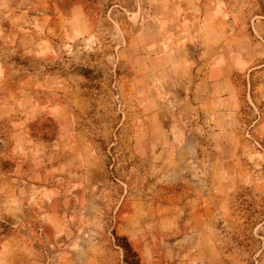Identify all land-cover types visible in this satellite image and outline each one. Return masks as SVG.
<instances>
[{
    "label": "rangeland",
    "instance_id": "374dc122",
    "mask_svg": "<svg viewBox=\"0 0 264 264\" xmlns=\"http://www.w3.org/2000/svg\"><path fill=\"white\" fill-rule=\"evenodd\" d=\"M0 264H264V0H0Z\"/></svg>",
    "mask_w": 264,
    "mask_h": 264
},
{
    "label": "crops",
    "instance_id": "0c3cea01",
    "mask_svg": "<svg viewBox=\"0 0 264 264\" xmlns=\"http://www.w3.org/2000/svg\"><path fill=\"white\" fill-rule=\"evenodd\" d=\"M159 55H147L146 56V61H145V71L141 73L140 78L143 79L144 85H146V88L148 85L153 83L154 81V72H149V64L155 60V58L159 59ZM210 61L209 58H207L203 62ZM152 66V65H151ZM182 69L184 73H186V66H185V61L181 62ZM153 67V66H152ZM165 66H163V69L161 72L165 71ZM219 69H218V74L212 68H205L201 70V73L198 74L197 78L195 79V93L194 96L197 99L201 100H208V97L213 96L214 94H220L222 95L223 93H226L227 88H228V66L227 62H224L223 64H219ZM217 70V69H216ZM161 72H157L160 74ZM188 76V74L186 73ZM157 76V74H156ZM159 76V75H158ZM189 76L187 77L186 82L189 80ZM186 82L184 83L186 86ZM151 86V85H150Z\"/></svg>",
    "mask_w": 264,
    "mask_h": 264
}]
</instances>
